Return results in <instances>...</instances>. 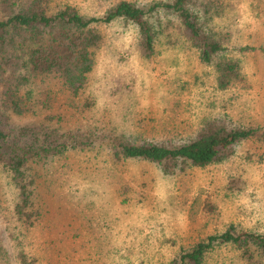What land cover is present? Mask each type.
I'll return each mask as SVG.
<instances>
[{"label": "rangeland", "instance_id": "rangeland-1", "mask_svg": "<svg viewBox=\"0 0 264 264\" xmlns=\"http://www.w3.org/2000/svg\"><path fill=\"white\" fill-rule=\"evenodd\" d=\"M59 1L88 16L108 7L106 0ZM230 11L220 25L233 23L229 53L244 60L247 90L217 91L214 73L194 51L165 48L153 60L141 58L137 31L115 23L102 26L105 43L86 88L91 110L73 115L52 86L53 112L13 118L27 124L54 113L66 125L89 122L148 139L186 136L207 115L264 124V0H231ZM110 159L97 147L41 165L39 217L30 230L13 213L16 192L0 168V264H20L19 243L37 264H165L230 223L264 231V143H246L225 163L169 177L150 162ZM235 261V252L221 247L208 264Z\"/></svg>", "mask_w": 264, "mask_h": 264}, {"label": "trees", "instance_id": "trees-1", "mask_svg": "<svg viewBox=\"0 0 264 264\" xmlns=\"http://www.w3.org/2000/svg\"><path fill=\"white\" fill-rule=\"evenodd\" d=\"M106 1L101 16H88L59 0H0V168L10 177L16 192L13 213L26 230L39 217L40 166L70 152L102 147L114 163L150 162L169 177L225 163L246 143H264V124H239L227 114L203 117L186 136L154 139L102 130L89 122L66 125L64 116L54 113L27 124L16 122L15 115L37 109L53 112L52 86L66 96L73 115L91 110L95 102L86 88L105 43L102 26L115 23L137 31L134 46L143 59L153 60L165 48L194 51L214 73L217 91L251 87L243 58L229 53L233 23L220 25L232 13L231 0ZM221 247L235 252L234 264H264V231L234 222L165 264H208ZM17 258L20 264H37L20 243Z\"/></svg>", "mask_w": 264, "mask_h": 264}]
</instances>
